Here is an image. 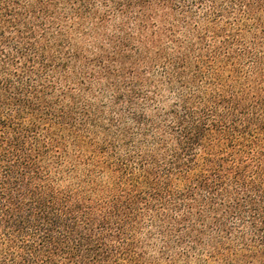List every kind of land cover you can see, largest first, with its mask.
Masks as SVG:
<instances>
[{"label":"trees","instance_id":"1","mask_svg":"<svg viewBox=\"0 0 264 264\" xmlns=\"http://www.w3.org/2000/svg\"><path fill=\"white\" fill-rule=\"evenodd\" d=\"M0 264H264V0H0Z\"/></svg>","mask_w":264,"mask_h":264},{"label":"rangeland","instance_id":"2","mask_svg":"<svg viewBox=\"0 0 264 264\" xmlns=\"http://www.w3.org/2000/svg\"><path fill=\"white\" fill-rule=\"evenodd\" d=\"M160 34L161 36H163V32L167 30V24L163 25L160 24ZM107 32H110L112 30V26H108L106 28ZM192 37V36H191ZM72 42L79 44V45H83L84 44V48L85 51L88 53L91 52H96L97 51V45L101 44V43H105L103 39H92L91 37L86 38L85 36H79V37H74ZM157 69V68H156ZM141 70H148L147 67L142 66ZM174 94L170 93L168 90H163L162 93L160 94L159 99L160 100H165L164 101V105L167 107L169 104H171L174 101Z\"/></svg>","mask_w":264,"mask_h":264}]
</instances>
